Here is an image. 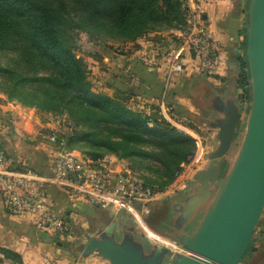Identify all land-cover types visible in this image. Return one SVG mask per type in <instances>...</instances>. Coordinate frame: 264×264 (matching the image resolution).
<instances>
[{
    "label": "trees",
    "instance_id": "trees-1",
    "mask_svg": "<svg viewBox=\"0 0 264 264\" xmlns=\"http://www.w3.org/2000/svg\"><path fill=\"white\" fill-rule=\"evenodd\" d=\"M184 26V0H0V92L25 107L66 114L73 125L60 138L68 150L92 161L114 155L137 172L132 163L142 167L150 158L157 160L161 181L140 175L164 190L177 183L182 166L198 152V141L172 125L160 107L147 105V114L132 109L125 93L96 92L87 64L76 53V31L95 43L136 42ZM238 64L240 99L250 103L247 33ZM253 248L242 262L256 252ZM0 253L22 264L18 254L2 248Z\"/></svg>",
    "mask_w": 264,
    "mask_h": 264
},
{
    "label": "crops",
    "instance_id": "crops-1",
    "mask_svg": "<svg viewBox=\"0 0 264 264\" xmlns=\"http://www.w3.org/2000/svg\"><path fill=\"white\" fill-rule=\"evenodd\" d=\"M193 2L190 0L189 4L193 6ZM198 5L211 36L222 48L223 65L218 75L208 76L199 71L190 52L176 37L177 30L154 32L136 42L126 43L128 47L123 49L119 45L115 48L96 45L93 53L84 56L94 90L112 97L125 93L133 103L172 111L169 115L183 123L192 119L199 123L201 118H211L212 113L203 104L212 91L225 94L231 89L229 85L233 79L229 75L238 69L249 25L248 0H201ZM175 55H179V62L185 68L182 74L170 70ZM55 128L52 122L42 123L35 116L34 109L5 104L0 94V142L14 166L50 175L57 147L44 136ZM203 130L209 134L210 140L204 155L215 145V132L207 128ZM47 201L70 228L79 221L84 225L92 224L93 220L105 219L109 215L108 211L95 208L83 198L66 193L55 185L48 187ZM52 241L53 234L37 229L31 217L11 214L0 206V248L18 254L22 264H43L46 259L69 264V257L65 259L60 251L55 250ZM0 256L3 259L0 264H17Z\"/></svg>",
    "mask_w": 264,
    "mask_h": 264
},
{
    "label": "water",
    "instance_id": "water-1",
    "mask_svg": "<svg viewBox=\"0 0 264 264\" xmlns=\"http://www.w3.org/2000/svg\"><path fill=\"white\" fill-rule=\"evenodd\" d=\"M248 19L252 100L237 153L231 160L243 106L237 102L233 87L225 94L212 91L203 107L213 116L198 122L215 132V145L207 149L203 164L193 171L190 189L178 193L170 217L157 224L156 230L174 238L182 252L157 244L133 218L134 225L128 227L126 216L120 215L124 212H120L109 225L104 218L92 221L96 232L87 235L86 242L74 250L80 258L94 255L106 264L242 263L264 222V0H248ZM224 166L227 170L223 176Z\"/></svg>",
    "mask_w": 264,
    "mask_h": 264
},
{
    "label": "built area",
    "instance_id": "built-area-1",
    "mask_svg": "<svg viewBox=\"0 0 264 264\" xmlns=\"http://www.w3.org/2000/svg\"><path fill=\"white\" fill-rule=\"evenodd\" d=\"M191 1L196 4L193 2L192 6L189 4L190 0H184L185 26L182 31H178L177 38L190 52L201 73L216 76L223 65L222 48L203 21L198 5L201 0ZM178 58L179 55H175L171 60L170 70L174 74L185 72ZM136 106L138 111L150 113L145 104L139 103ZM131 108L135 109V106ZM161 111L178 128V123L173 122L169 110L162 108ZM44 138L57 147L50 175L14 166L0 142V206L14 215H28L39 230L59 234L66 229L63 218L47 201V190L51 185L83 198L95 208L115 213L124 212L143 230L148 227L147 221L155 206L175 193V186L162 190L156 185L148 184L125 159L108 155L92 161L79 151L68 150L57 129L50 130ZM201 157L200 149L189 164L182 166L178 178H184L186 171L193 169L194 163ZM43 264L61 263L46 259Z\"/></svg>",
    "mask_w": 264,
    "mask_h": 264
},
{
    "label": "rangeland",
    "instance_id": "rangeland-1",
    "mask_svg": "<svg viewBox=\"0 0 264 264\" xmlns=\"http://www.w3.org/2000/svg\"><path fill=\"white\" fill-rule=\"evenodd\" d=\"M76 34H77L76 53L84 59L86 64H87V62H86V58L84 56L87 57V54L93 53L94 47L96 45H104L105 47H112V48H115L117 45H119V47H121L120 49H123V47L124 48L128 47V45L126 44L128 42H122V41H116V40H107V41H99L98 43L97 42L95 43V42H92L89 39V37L85 33L81 32L80 30L76 31ZM2 62L4 64H8V59L6 57H4L2 59ZM87 66H88V64H87ZM88 70H89V66H88ZM239 74H240V70H239V64H238L237 71L234 72L233 75H229V77L233 79L230 82L229 86L235 88L236 95H238V102L240 105L243 106V119L241 122L239 135L236 136L235 146L232 149L233 155L231 157V160H233V157L236 155L237 150L240 146L242 136L245 132L246 120H247V114H248V106H249L248 100L245 99V101H242L244 99H242V100L240 99V95L242 92L237 90L236 79L239 77ZM0 94L3 97L5 104L11 103V104H15V105H17V104L21 105L17 101H10L7 98V96L2 94L1 92H0ZM138 104L139 103H133L131 101L129 103V105L131 107L135 106L136 110H137L136 105H138ZM143 104H145V103H143ZM21 106L25 107L23 105H21ZM146 107H147V105H146ZM25 108H29V107H25ZM29 109L35 110V116L37 115L42 123H46V122L54 123V125L56 126L55 129L59 130L61 135H64L65 133L70 131V127L73 125L71 119L66 114L47 113L43 110L35 109V108H29ZM199 109H197V113L201 114V111ZM170 117L174 123H176V124L178 123L177 125H178L179 130H181V131L183 130L188 135L194 134L196 136V137L195 136H192V137L194 139L196 138V140L198 141L199 146H198V152L197 153H199L200 149H201L202 155H203L204 149H205L206 145H209L210 140H208L209 134L203 132L205 130H203L202 125L200 123H197L196 120L194 121V119H192L191 122L185 120L183 123L177 119H174L171 115H170ZM42 144H45V140H42ZM149 151H152V149L150 148ZM147 161H148L147 164L142 163V165H143L142 167H138L137 165L135 166L133 163H132V165L134 166V168L137 170V172L139 174L141 173L145 177H148L154 181H161V178L159 177V172H158L159 169H161L159 162L153 158H150ZM200 161H201V158L198 159V161L196 163H194L193 169H188L186 171V175L184 178H181V179L178 178L177 183L174 185L175 186L174 187L175 193L171 194V197L167 198V200L163 199L162 201H160L155 206L153 213L148 218V221H147L148 227L144 228V230H146L145 232L147 233V235L152 240H154L159 245H162L164 247L171 249L175 253H177V252L181 253L182 252L179 243L174 238L168 237L167 235H163L162 233L157 231L156 230L157 224H158V221H160V222H161V220L166 221L167 218L170 217V215L172 214L171 205H172V203H174L173 201L178 197V195H179L178 193L180 191H185L186 189L188 191L190 189V187H191V175H192L194 170H196L198 167L201 166V164H199ZM146 180H148V182H151L149 179H146ZM215 193H216V191L212 192V198H210L208 204L204 208H202L201 216H203L205 214V212H206L207 208L209 207ZM124 214L122 213L120 215L126 216L125 217V221L127 223L126 225H128V227H131L132 225H134L131 217L129 215H127L126 213H124ZM117 216H119L118 213L109 212V215L105 216L106 217L105 222L106 223H112V222L117 220L116 219ZM201 216H198V217H201ZM164 221L162 223H164ZM65 226H66V229L63 233L53 234L52 246L54 247L55 250L60 251V254L63 255L65 259L67 257H69V259H70L69 264H106L105 262L101 261L98 257H95L94 255L88 257V259L87 258L84 259L82 257L80 258L79 252H77V253L74 252L75 249L79 248L81 245H83L86 242L87 235L94 234L96 232V229L94 227L93 222H92V224L90 222L89 224L84 225L82 221H79V222H77V224L73 225V228L72 227L70 228L69 226H67V224ZM163 227L164 226H162L161 228H163ZM141 229H143V228H141ZM114 231H116V228L114 229ZM59 243H61V245H59ZM253 245L256 247V252L255 253L250 252L247 255V257L245 258V260L240 264H264V222L261 223V225L258 227V229L256 231L255 240L253 242ZM0 259H2L1 256H0ZM2 263H3V261H2Z\"/></svg>",
    "mask_w": 264,
    "mask_h": 264
}]
</instances>
